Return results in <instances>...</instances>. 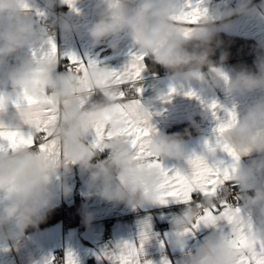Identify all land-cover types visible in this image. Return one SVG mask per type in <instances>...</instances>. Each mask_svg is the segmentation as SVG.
Returning a JSON list of instances; mask_svg holds the SVG:
<instances>
[{
    "label": "clouds",
    "instance_id": "9594fccd",
    "mask_svg": "<svg viewBox=\"0 0 264 264\" xmlns=\"http://www.w3.org/2000/svg\"><path fill=\"white\" fill-rule=\"evenodd\" d=\"M57 2L46 0V5L51 8ZM27 4L28 0H0V69L8 68L0 83L9 89L0 97V115L5 118V130H24L25 118L33 109H18L17 114L10 115L9 106L14 100L27 95L40 100L44 108H57V119L50 125L49 133L50 139L57 141L60 158L54 161L37 147L0 151V238L7 240L22 235L29 227H37L46 218L54 207L56 182L66 181L72 173L70 165L87 176L86 187L90 191L109 203L136 209L162 195L160 171L137 158L131 143L120 135L126 122L118 114L117 105L125 101L118 98L120 88L109 70L93 65L59 73L55 56L39 60L17 57L15 64L9 66L14 54L26 47L43 45L51 36V27L46 25L42 30L24 16ZM250 5L251 0H238L237 8L220 13L217 18L250 14ZM190 15L181 0H97V18L87 31L97 45L127 36L143 56L164 68L169 76L193 81L201 79L205 68L217 67L210 57L215 51L214 43H220L218 32L228 25H216L201 15L194 24L184 23L183 19ZM61 27L67 31L72 25L65 22ZM226 59L227 54H222L220 64ZM254 67L255 71H210L207 76L213 86L223 84L229 93L247 95L264 90V53L258 54ZM95 94H100L99 99L81 104L82 98ZM133 96L128 95L129 101ZM49 99L52 103H48ZM130 111L136 118L149 115L148 108L140 104ZM105 121L113 136L105 142L107 155L101 159L89 137L97 124ZM30 131L37 135L34 127ZM219 140L221 145L231 147L239 160L257 154L234 173V182L244 190L248 197L245 206L253 215H237V222L225 224L222 234L210 232L184 257L185 264H238L239 254L229 242V235L242 227L250 237L264 239V96L248 106L242 116L234 114L233 122ZM146 151L157 160L181 161L188 157L186 141L180 133L154 134L147 139ZM179 170L188 171L183 166ZM229 195L225 189L185 204L172 220L170 231L179 240L205 208L215 207Z\"/></svg>",
    "mask_w": 264,
    "mask_h": 264
},
{
    "label": "crops",
    "instance_id": "0c3cea01",
    "mask_svg": "<svg viewBox=\"0 0 264 264\" xmlns=\"http://www.w3.org/2000/svg\"><path fill=\"white\" fill-rule=\"evenodd\" d=\"M181 2L186 7L191 3L193 7L199 8L201 18H208L216 25L227 24L228 27L222 28L220 33L252 39L264 53V0H251L250 7L253 11L250 14H235L224 20L218 19V15L237 8L238 0ZM57 5L62 7L58 30L51 33L45 44L26 47L14 54L9 58V66L15 64L17 57L39 60L53 56V43L56 47L55 57L59 61V73L60 64L70 62L69 58L72 56L85 65L94 64L109 71L121 72L134 56L142 55L127 36L105 40L99 45L94 44L87 30L97 18V0H72L71 6L66 0H58L51 8L47 7L46 0H28L23 14L43 30L39 23L40 17H54ZM65 22L72 25L70 30L66 31L61 27ZM148 60V57L143 56L144 67L140 78L134 84L142 91L132 97V100L148 108L149 124L153 131L146 139L156 133L172 135V128L182 124L189 125L188 132L180 133L186 141L188 157L181 161H159L168 169H179L181 166L188 169V159L200 156L209 165L223 162L229 171L228 179H234L235 169L241 164H247L257 154L252 153L251 156L234 160L217 147L218 134L215 129L221 123L228 122L229 113L242 116L248 106L264 96V90L247 95L229 93L223 84L213 86L204 74L199 80L184 81L169 76L166 71L159 69V65H150ZM213 64L217 66L212 69L213 72L228 73L233 69L227 62ZM7 70V67L0 69V80L4 79L3 74ZM6 90L9 89L0 83V97ZM99 97L100 94H95L89 101ZM20 98L9 106L10 115L18 113L15 102ZM213 103L217 105L215 109L211 107ZM3 123L5 118L0 115V124ZM92 139L90 135V143ZM210 149H215V152ZM70 167L72 173L66 181L62 183L58 179L56 182L53 209H60L59 213L56 211L54 215L50 211L44 223L27 229L14 239L0 238V264H56L55 255L62 248L65 251V264L69 254L74 264H88L89 261L94 264H112L108 258L110 253L117 251L118 246L125 243L139 245L142 237H146L143 240L144 258L152 261V264H185L184 257L191 254L210 232L220 234L216 228L201 224L197 229L185 231L178 240L170 228L172 220L181 212L184 203L168 198L166 204L155 201L136 209L124 204L109 203L86 187L85 174L75 165ZM222 184L217 190L218 193H221ZM247 198L243 190L237 195L238 203L234 207H239L243 215L252 216L253 211L245 206ZM78 199L82 204L81 209L75 208ZM66 205L72 210V220L70 215L67 224L61 211ZM158 224L162 225L161 230L156 229ZM107 227L114 235V239L109 242L104 239ZM185 244L187 247L183 246Z\"/></svg>",
    "mask_w": 264,
    "mask_h": 264
},
{
    "label": "snow or ice",
    "instance_id": "6c2138e0",
    "mask_svg": "<svg viewBox=\"0 0 264 264\" xmlns=\"http://www.w3.org/2000/svg\"><path fill=\"white\" fill-rule=\"evenodd\" d=\"M71 6L72 0H66ZM191 11V15L183 19L184 23L194 24L198 22L201 15L199 8L193 7L191 3L187 5ZM52 55L55 56L56 47L52 44ZM77 71H81L93 65H85L76 57L69 58ZM143 55L134 56L131 63L121 72L110 71L112 79L119 86V99L125 101L123 104L117 105V112L126 122V126L120 133L137 152V158L147 162L148 167L157 168L162 177L161 192L162 195L157 199L162 204L168 202V198L175 199L178 203L190 204L196 202L200 197L209 195L215 196L220 185L229 178L228 168L223 162L209 165V163L200 156L190 157L187 161L188 171L181 172L179 169L165 168L162 163L151 158L146 151L147 137L153 131L149 124L150 115L144 118H136L134 111L139 105L138 101H129L127 89L134 86L135 82L140 78L143 70ZM137 93L142 91L141 88L135 89ZM90 97L82 98L83 105ZM48 103H52L49 99ZM17 109L31 108L33 111L25 118L24 130H5L4 125L0 124V151L16 150L19 147H37L42 152H47L50 158L58 161L60 158V150L57 141L50 139L49 127L54 124L57 119V108H44L41 101L24 95L19 101L15 102ZM213 109L217 107L215 103L211 105ZM215 114V113H214ZM230 119L227 123H221L215 131L218 134L217 147L227 153L234 160H239V155L229 146L221 145L219 137L223 134L226 127L234 120V114L229 113ZM35 128L37 135L31 134V129ZM92 144L98 150H103L105 142L112 138L113 133L108 123L101 122L92 131ZM6 144V147H5ZM215 152V149H210ZM243 214L239 207L230 205L226 200L220 201L213 208H205L202 215L187 231L197 229L201 224L212 226L222 234L225 224L236 223V216ZM217 218L219 220L217 221ZM212 222L209 224V222ZM254 227L252 231H254ZM142 237L139 245L125 243L118 246L117 251L110 253L108 258L112 264H152V261L144 258ZM229 242L233 245L238 255V264H264V239H258L254 236L250 237L248 231L243 227L238 231L229 235ZM66 264H74L71 254L66 258Z\"/></svg>",
    "mask_w": 264,
    "mask_h": 264
},
{
    "label": "trees",
    "instance_id": "16d2710c",
    "mask_svg": "<svg viewBox=\"0 0 264 264\" xmlns=\"http://www.w3.org/2000/svg\"><path fill=\"white\" fill-rule=\"evenodd\" d=\"M217 40L220 42L219 46H216L214 43V54L210 57L213 63L220 62V57L222 54H227V59L224 62L230 64L232 68L240 69L247 68L249 70L255 71L254 61L257 59L258 54H262V50L259 45L252 39L240 36L227 35L225 33L218 32ZM148 62L150 65H153V62L149 59ZM159 69L166 71L164 68L159 66ZM189 125L182 124L176 126L170 130L172 134L178 132L184 134L188 132ZM80 199L76 201L75 208L81 209ZM60 210V209H59ZM59 210L52 209L51 212L56 214V211L59 213ZM50 212V213H51ZM71 220H72V210H70ZM48 216V214H47ZM48 218L46 217L40 224L44 223ZM38 225V226H39ZM33 228L29 227L28 229ZM88 264H94L93 261H89Z\"/></svg>",
    "mask_w": 264,
    "mask_h": 264
},
{
    "label": "built area",
    "instance_id": "2783aa9c",
    "mask_svg": "<svg viewBox=\"0 0 264 264\" xmlns=\"http://www.w3.org/2000/svg\"><path fill=\"white\" fill-rule=\"evenodd\" d=\"M62 7L60 5H57L55 8V16L50 17V16H41L39 19V23L41 27L44 29L45 26L51 27V33L55 32L58 30L59 27V17L61 15ZM58 21V23H54ZM74 69V65L71 62H65L61 63L59 70L60 73H66V72H71ZM213 72L212 69H207L205 68L204 70V75L208 78L207 73L208 72ZM136 87L135 86H130L127 89L128 94H136ZM100 153V158L103 159L107 155L106 149L97 151ZM228 189L230 191V195L228 196V203L232 206L236 205L238 203L237 195L243 191L238 185L235 184L234 179H227L223 182L222 187H221V193L225 190ZM62 216L64 218V221L66 224L70 221L69 213H70V207L69 206H63L62 207ZM157 230L162 229V225L158 224L156 225ZM105 241H112L114 239V235L109 227L105 228V236H104ZM54 261L56 264H65V251L64 249H59L55 255Z\"/></svg>",
    "mask_w": 264,
    "mask_h": 264
}]
</instances>
